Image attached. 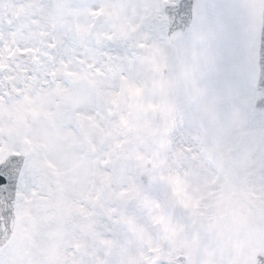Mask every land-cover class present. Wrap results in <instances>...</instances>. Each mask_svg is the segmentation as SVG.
Listing matches in <instances>:
<instances>
[{
  "label": "snow or ice",
  "instance_id": "1",
  "mask_svg": "<svg viewBox=\"0 0 264 264\" xmlns=\"http://www.w3.org/2000/svg\"><path fill=\"white\" fill-rule=\"evenodd\" d=\"M0 264H264V0H0Z\"/></svg>",
  "mask_w": 264,
  "mask_h": 264
}]
</instances>
